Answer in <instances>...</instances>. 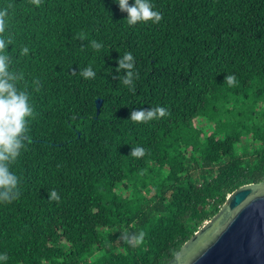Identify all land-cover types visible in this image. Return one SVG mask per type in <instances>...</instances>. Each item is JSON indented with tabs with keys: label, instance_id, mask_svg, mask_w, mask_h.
<instances>
[{
	"label": "trees",
	"instance_id": "obj_1",
	"mask_svg": "<svg viewBox=\"0 0 264 264\" xmlns=\"http://www.w3.org/2000/svg\"><path fill=\"white\" fill-rule=\"evenodd\" d=\"M151 3L162 20L129 26L114 0H0L35 109L11 166L19 198L0 202V264H165L230 192L264 179V0ZM127 52L135 91L116 72ZM157 106L170 115L129 119Z\"/></svg>",
	"mask_w": 264,
	"mask_h": 264
},
{
	"label": "clouds",
	"instance_id": "obj_2",
	"mask_svg": "<svg viewBox=\"0 0 264 264\" xmlns=\"http://www.w3.org/2000/svg\"><path fill=\"white\" fill-rule=\"evenodd\" d=\"M114 2L117 3L121 12L127 13L126 20L129 26L148 22L157 24L163 18V14L155 10L151 0H133L132 3H129V0H114ZM31 3L39 7L42 0H31ZM7 22L8 8L0 9V202L2 203H11L19 198V177L11 170V166L21 155V150L31 141L29 122L35 116L30 94L17 86L23 79L22 75L10 70L12 57L8 55L7 46L13 43V38L11 35L4 36ZM84 38L83 35L79 37L81 40ZM91 46L95 50L102 48V45L96 41H92ZM22 52L26 55L28 48H23ZM122 70L125 72L122 83L135 91L133 82L138 78V73L134 72V57L130 52L117 60L116 72L119 73ZM80 75L85 79H94L96 73L89 66L82 69ZM116 79L120 77L117 76ZM224 79L230 87L235 86V75H228ZM36 90L39 91V86ZM168 115L170 113L166 107L157 106L132 110L129 119L134 123H147ZM129 154L140 159L147 154V150L140 146L132 147ZM48 198L57 202L60 199L55 190L50 192ZM144 235L143 232L138 234L123 232L121 239L131 247H137L143 243ZM7 259L6 254H0V261Z\"/></svg>",
	"mask_w": 264,
	"mask_h": 264
},
{
	"label": "water",
	"instance_id": "obj_3",
	"mask_svg": "<svg viewBox=\"0 0 264 264\" xmlns=\"http://www.w3.org/2000/svg\"><path fill=\"white\" fill-rule=\"evenodd\" d=\"M165 264H264V179L230 192Z\"/></svg>",
	"mask_w": 264,
	"mask_h": 264
},
{
	"label": "rangeland",
	"instance_id": "obj_4",
	"mask_svg": "<svg viewBox=\"0 0 264 264\" xmlns=\"http://www.w3.org/2000/svg\"><path fill=\"white\" fill-rule=\"evenodd\" d=\"M258 106H260V105L258 104Z\"/></svg>",
	"mask_w": 264,
	"mask_h": 264
}]
</instances>
